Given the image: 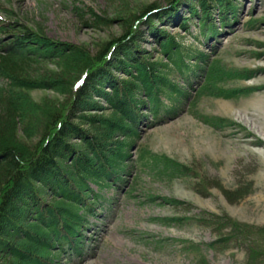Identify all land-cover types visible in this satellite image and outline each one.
Listing matches in <instances>:
<instances>
[{
  "label": "trees",
  "instance_id": "1",
  "mask_svg": "<svg viewBox=\"0 0 264 264\" xmlns=\"http://www.w3.org/2000/svg\"><path fill=\"white\" fill-rule=\"evenodd\" d=\"M179 1L150 2L128 12L121 33L94 50L50 37L41 23L35 26L0 16V264H62L63 256L66 261L81 257L87 250L88 218L106 201L100 188L121 189L127 180L125 174L134 164L132 149L148 114L159 119L176 114L183 102L191 104L196 96L232 97L256 88L223 87L220 82L250 78L253 69L238 70L211 60L202 50L186 47L167 28H159L162 34L155 36L157 50L167 60L151 59L145 49L143 53L140 27L156 14L176 13ZM87 12L93 26L107 24L95 9ZM187 19L181 18L185 30ZM198 23L206 39L218 31L207 13ZM50 47V52L44 50ZM54 57L59 58L60 68L50 71L43 63ZM177 69L192 90L195 86L189 74L204 80L193 96L189 86L182 87L172 76ZM74 71H80L76 78ZM47 74L67 92L61 104H39L30 97L28 91L38 86L36 78ZM45 80L52 84L49 78ZM92 110L101 113H89ZM196 115L216 127L225 124L223 117ZM138 162L171 176L187 169L166 154L146 148L139 149ZM151 198L183 203L158 195ZM235 227L233 235L212 241V247L236 240L239 225ZM258 252L251 246V255Z\"/></svg>",
  "mask_w": 264,
  "mask_h": 264
},
{
  "label": "rangeland",
  "instance_id": "2",
  "mask_svg": "<svg viewBox=\"0 0 264 264\" xmlns=\"http://www.w3.org/2000/svg\"><path fill=\"white\" fill-rule=\"evenodd\" d=\"M150 2L165 3L164 0H0V16L35 26L41 23L50 37L94 50L121 33L128 12L140 10ZM203 2L181 0L177 2L176 13L153 15L150 22L140 27L143 53L145 49L149 58L167 60L158 52L155 39L162 34L159 28H167L177 33L186 47L202 50L211 60L218 59L238 70L253 69L250 78L220 82L223 87L256 88L232 97L196 96L191 104L183 102L176 114L159 119L148 114L146 123L140 124L141 136L132 149L134 164L129 174H125L127 180L121 183V189L100 188L106 201L102 199L96 213L88 218L87 250L81 257L73 256L71 261L63 256L62 264H264V0ZM91 8L105 17L107 24L93 26L94 20L87 12ZM203 13H207L218 30L207 39L198 23ZM182 16H189L185 22L188 30L181 25ZM58 59L54 57L43 64L50 71L58 70ZM188 60L195 63L194 59ZM177 70L172 74L175 81L182 87L189 86L193 96L204 80L189 74L195 86L192 90ZM79 73L74 71L72 76L76 78ZM45 76L36 78L38 86L28 91L30 97L39 104H61L67 92L49 74ZM46 78L52 84H47ZM92 112L101 113L89 111ZM196 113L223 117L225 124L216 127ZM140 148L166 154L185 165L186 172L171 176L140 165ZM92 186L98 187L94 183ZM151 195L183 203H163L160 198L152 200ZM158 217L175 219L161 221ZM236 223L238 240L232 238L219 242L221 246L217 249L212 247V241L233 235ZM251 246L259 251L257 255H251Z\"/></svg>",
  "mask_w": 264,
  "mask_h": 264
},
{
  "label": "bare ground",
  "instance_id": "3",
  "mask_svg": "<svg viewBox=\"0 0 264 264\" xmlns=\"http://www.w3.org/2000/svg\"><path fill=\"white\" fill-rule=\"evenodd\" d=\"M146 121H147V120H144L143 122H145V123H146ZM143 122L141 123V125L143 124ZM238 123H239V122H238ZM239 124H240V123H239ZM240 126H241V124H240ZM242 126H243V125H242Z\"/></svg>",
  "mask_w": 264,
  "mask_h": 264
}]
</instances>
